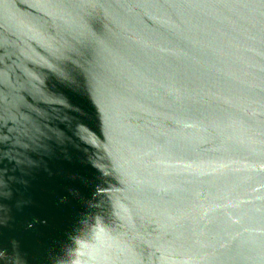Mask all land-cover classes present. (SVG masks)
Segmentation results:
<instances>
[{"label":"water","instance_id":"water-1","mask_svg":"<svg viewBox=\"0 0 264 264\" xmlns=\"http://www.w3.org/2000/svg\"><path fill=\"white\" fill-rule=\"evenodd\" d=\"M0 264H264V0H0Z\"/></svg>","mask_w":264,"mask_h":264}]
</instances>
